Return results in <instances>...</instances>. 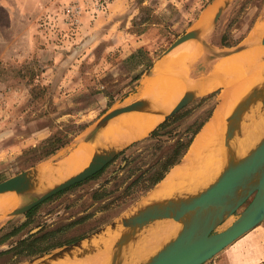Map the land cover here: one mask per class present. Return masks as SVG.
Returning <instances> with one entry per match:
<instances>
[{"label": "rangeland", "instance_id": "1", "mask_svg": "<svg viewBox=\"0 0 264 264\" xmlns=\"http://www.w3.org/2000/svg\"><path fill=\"white\" fill-rule=\"evenodd\" d=\"M44 1L0 0V182L31 167L63 163L108 110L141 96L152 65L178 37L200 25L202 12L215 0H59L50 8L41 7ZM114 1L119 5L111 11ZM70 5L80 6L76 23L66 21ZM24 8L38 17L33 50ZM261 20L264 0H232L202 37L207 42L204 64L210 66L219 56L211 52L213 45L233 50ZM224 34L233 45L223 44ZM199 73L197 68L192 75ZM220 93L194 101L189 115L160 135L133 143L100 174L51 196L30 216L2 214L0 239L27 224L0 243V252L46 232L53 234L41 246L57 244L46 251L56 249L118 218L149 190L150 177L177 141L189 138L188 128L213 113ZM62 133L69 135L70 144L55 154L41 159L43 148L31 150ZM15 197L14 207L34 195ZM33 256L1 253L0 264H24ZM203 264H264V221Z\"/></svg>", "mask_w": 264, "mask_h": 264}, {"label": "water", "instance_id": "2", "mask_svg": "<svg viewBox=\"0 0 264 264\" xmlns=\"http://www.w3.org/2000/svg\"><path fill=\"white\" fill-rule=\"evenodd\" d=\"M231 1L222 0L213 14L212 22L208 21L206 25L200 24L178 37L165 54L152 65L147 75L154 72L156 64L181 44L193 39H199L203 44H207L202 38L203 35L215 25ZM256 44L263 50L261 57L264 60V36L249 38L228 52L220 49L217 54L220 56L232 54ZM261 72L260 79H255L249 89L237 99L228 112L226 124L218 139L212 141V147L222 144L226 151V163L218 175L203 183L202 177L197 174L200 167L198 161L201 158H198V155L193 159L196 161L187 168L185 176H176L168 180L173 169L186 163L188 149L181 161L171 167L163 179L118 218L71 243L37 254L24 264H51L64 258H84L93 255L103 247V241L115 233L117 237L110 245L109 264H126L130 257L131 246L141 241L148 229L166 221L179 222L181 227L139 264H203L260 225L264 221V134L244 155L238 154L234 142L243 138L251 127V108L255 107L258 111L264 112V67ZM227 75H231L229 71L216 73V76ZM197 99L195 90H188L166 113L162 121L173 117ZM156 106L158 105L154 100L141 94L128 103L108 110L85 139L98 142V148L89 164L51 187L40 186L37 189L40 181L39 171L43 165L31 167L1 181L0 194L15 191L20 196L34 195L31 201L25 204L20 202L10 213L25 214L58 192L102 170L136 141L126 146H123V143L103 144L98 140L99 132L112 118L132 110L148 109L165 113V107ZM208 150L209 147L204 152L208 153ZM63 163L55 167H61ZM231 217H234L233 222L219 230Z\"/></svg>", "mask_w": 264, "mask_h": 264}, {"label": "bare ground", "instance_id": "3", "mask_svg": "<svg viewBox=\"0 0 264 264\" xmlns=\"http://www.w3.org/2000/svg\"><path fill=\"white\" fill-rule=\"evenodd\" d=\"M215 7H217V5ZM205 17L207 18L208 16L205 15ZM251 32L252 34H249L250 37L248 36V38L254 39L255 37L260 38L264 36V20L257 21ZM197 51H199V47L193 46L185 50V55L189 58ZM240 52H250V55L245 56L242 53L240 54ZM262 52L263 50L259 47V45H251L247 49L245 48L238 52L232 53L239 54L227 57L228 61L225 60L226 62L219 63L216 65L217 68L225 69L223 71H226V69H228L233 70L231 71L233 73L237 72V78H235L237 80L236 82L234 80V84L229 83L230 86H226L227 88H224L223 92L220 94V103H218L213 116L205 124L202 131L195 138L191 146V150L188 154L189 160H187L186 163H184L183 165L176 167V169L171 172L170 176L168 177V180L171 178H175L176 176H185L187 168L196 161V159L194 161L193 159L196 158L198 155V158H201L198 161V166L200 167L199 172L197 174L202 177L203 183H206L207 180L218 175L223 169L226 163V151L224 146L221 144L217 145V147H212V142L208 140L210 139L212 133L216 130L217 132L213 140H215L219 136L226 124L228 112L231 110L237 99L249 89L253 81H256L255 79H258L261 76V71L264 67V60L262 59L263 57H261ZM171 64L167 62L168 66ZM173 68L176 69L177 67ZM245 75L247 77H245ZM175 90L176 89L174 84L160 80H154L146 83L142 90V95L154 96L153 98L155 104L158 105V107H163L170 102L172 96L174 95L173 92ZM181 98H179V100ZM161 113L162 112L160 111L148 109H136L126 113H122L118 115L115 119H113V121H120H115V123L111 121L113 122V124L110 125L104 131L103 135H105V138L103 139H106L108 137L109 140L111 139L120 143H124L131 141L132 139L143 137L144 135L148 134L153 127L155 128L166 117V115L164 117L161 116V118H158L157 120L158 115ZM250 114L252 116V126L246 131L243 138L238 139L234 142V146L238 150L239 155L246 154L253 146H255V144H257V142H259V140L264 134V112H260L257 110V108L252 107L250 110ZM136 115L141 117H134ZM89 142L91 141L84 140L81 144V147H79V149L74 150L71 155L65 160L63 165H61V167H52L51 165L44 164L39 171L40 181L39 185H37V189L40 186L41 188L51 187V185H54L58 180H61L68 175L78 172L87 164H89L92 159V156H94L93 154H95L98 148L93 146ZM86 147H88L89 150ZM208 147V153H205L204 151ZM202 149L203 154H201ZM5 193H9L13 196H20L15 191ZM10 202L11 199L9 197L1 198L0 208H7ZM14 208L15 207H13V209ZM233 220L234 217L228 219L219 228V230L224 228L225 226H228L231 222H233ZM180 227L181 224L176 221H166L155 224L153 227L147 230L146 234L142 237L141 241L131 246L129 250L130 257L126 264H139L146 257L155 252L167 239L173 236L180 229ZM116 237V233L107 237L103 241V247L93 255L84 258H64L61 260H57L51 264H109L111 256L110 245Z\"/></svg>", "mask_w": 264, "mask_h": 264}, {"label": "crops", "instance_id": "4", "mask_svg": "<svg viewBox=\"0 0 264 264\" xmlns=\"http://www.w3.org/2000/svg\"><path fill=\"white\" fill-rule=\"evenodd\" d=\"M55 1L58 3L59 0H47V3L46 1L45 2V5H41V7H44L48 6L49 4V8H50V5H53L55 4ZM222 2V0H215L212 4H210L209 7H207L201 14L200 16V24L202 25H206L208 23V21L211 19V17L213 16V14L215 13L216 9L218 8V6L220 5V3ZM231 4V2L229 3V5ZM30 5V4H29ZM119 5V2L117 1H114L112 4H111V8L110 10L113 11L115 10V8ZM217 5V7L215 6ZM228 5V6H229ZM39 6V5H38ZM38 6L36 8H38ZM227 6V7H228ZM215 7V8H212ZM226 7V8H227ZM208 9H212V10H208ZM209 11V13H208ZM213 11V12H212ZM23 13H24V21L27 23L28 25V36L31 38V43H32V50L33 48H35V42H36V39H38V33L40 32L39 31V27L37 26V20H38V17L35 15V12L34 10L30 9V8H24L23 10ZM111 13V12H110ZM207 13V14H206ZM205 15H207L208 17L206 18ZM204 16V17H203ZM205 18V19H204ZM206 20V21H205ZM9 21H11V19H9ZM204 36V35H203ZM198 39H193V40H190L189 42H185L183 44H181L176 50H174L171 54L169 53L168 55H166V57H164V59H162L161 61H159L155 68H154V72H152V75L150 77H148L145 81H144V78H142V84H141V94H142V90L144 88V86L146 85V83L150 82V81H154V80H160V81H164V82H169L171 84H174L175 86V90L173 93L174 95L172 96V99L170 100L169 103H167L165 106L166 109H165V113H161L158 115L157 117V120L158 118H161V116H165L167 112H169L174 106L175 104L178 102L179 98H181L188 90H195V92L197 93V96H198V99L200 100L202 97L208 95V94H211L213 92H216L218 91L219 89H221V93L223 92L224 88H227L226 86H230V84H232L235 80V78H237V72L236 73H233L231 71L233 70H228L226 69V72H230L231 75H227V76H216V73L219 72V71H223L225 69H220V68H217V64L219 63H223V62H226L225 60L228 61V58L227 57H231L233 55H237V54H230V55H224V56H217L218 58L212 62L210 64V66H206L204 63H208L207 60H208V57L206 59V48H205V45L202 43H200V41H197ZM193 46H198L199 47V51H197L196 53H194L191 57H187L185 55V50L187 48H190V47H193ZM43 48L42 50H46V48L44 47H41ZM40 48V49H41ZM249 48V47H247ZM246 48V49H247ZM211 52H213V54H217L219 52V50L221 49L219 47V45H213L211 48ZM16 51V50H15ZM16 52H19V51H16ZM244 54L245 56H248L250 55V52H240V54ZM183 54V55H181ZM174 55V56H173ZM179 55V56H178ZM172 57V58H171ZM185 58V59H184ZM184 59V61H183ZM181 62H179V61ZM222 61V62H221ZM167 62L168 63H172L171 65H167ZM175 62V63H173ZM178 62V63H177ZM173 67H177L176 69L173 68ZM182 68V69H181ZM200 69V73L197 74V75H192L193 71L195 69ZM204 68V69H203ZM215 69V70H214ZM217 70V71H216ZM228 70V71H227ZM248 70V68H247ZM235 72V71H234ZM214 73V74H213ZM247 74V73H246ZM232 76V77H231ZM245 77H247L245 75ZM166 78V79H165ZM233 80V81H231ZM234 82V83H235ZM230 83V84H229ZM233 83V84H234ZM229 84V85H228ZM207 87V88H206ZM205 88V89H204ZM220 93V94H221ZM146 96V95H145ZM154 96H151V95H148V98L154 100L153 98ZM197 99V100H198ZM219 99H220V96H219ZM196 101V100H195ZM194 102V101H193ZM192 102V103H193ZM218 103H220V101L218 100ZM218 103L216 104V107L218 105ZM190 105V104H189ZM158 107V106H157ZM161 107V106H159ZM158 107V108H159ZM216 107L213 109V113L212 115L214 114L215 112V109ZM139 112H145V111H139ZM139 114V113H138ZM143 115V114H142ZM211 115V117H212ZM117 117V116H116ZM116 117L112 118L109 123L111 121H113V119H115ZM134 117H141V116H134ZM210 117V118H211ZM209 118V120H210ZM120 119V118H119ZM208 120V121H209ZM116 122L120 121V120H115ZM115 121H113L115 123ZM207 121V122H208ZM113 122H111L110 124L108 123L106 125V127H104L100 132H99V139L98 140H101V142H103V144H116V143H120L118 141H115V140H109V138L107 137L106 139H103L105 138V135L104 134V131L110 126L113 124ZM206 122V123H207ZM205 123V124H206ZM205 124L203 125V127L205 126ZM203 127L201 128V130L197 133V135L195 136V138L198 136V134L202 131ZM153 130V129H152ZM151 130V131H152ZM150 131V132H151ZM150 132L146 135H144L143 137H140V138H137V139H132L131 141H128V142H124L123 143V146H126V145H129L131 144L132 142H137V140H141L143 138H146L147 136L150 135ZM217 130L215 132L212 133L210 139L208 141L212 142L213 141V138L216 134ZM104 136V137H103ZM194 138V140H195ZM109 140V141H108ZM193 140V142H194ZM81 141H77L75 143V145L73 146V149L69 152V154L67 156H65V158H63V160L67 159L71 153L75 150V148L78 146V144L80 143ZM91 143L93 146L95 147H98V142H94V141H91L89 142ZM193 144V143H192ZM191 144V146H192ZM191 146L189 147V152L191 150ZM88 150L89 148L86 147ZM96 149V148H95ZM95 152V151H94ZM188 152V154H189ZM187 154V160H189L188 158V155ZM94 155V154H93ZM93 157V156H92ZM62 160V161H63ZM179 167V166H178ZM176 169V168H175ZM174 170V169H173ZM170 176V175H169ZM199 180V179H197ZM9 193H4V194H0V199L3 198V197H13L14 200H11L9 206L7 208H0V217L4 216L5 214H8L10 213L12 210H13V207L15 206L16 202H17V198L13 195H11ZM11 199V198H10ZM12 201L13 204H12ZM17 207V206H16ZM15 207V208H16ZM14 208V209H15ZM3 214V215H2ZM2 215V216H1Z\"/></svg>", "mask_w": 264, "mask_h": 264}, {"label": "trees", "instance_id": "5", "mask_svg": "<svg viewBox=\"0 0 264 264\" xmlns=\"http://www.w3.org/2000/svg\"><path fill=\"white\" fill-rule=\"evenodd\" d=\"M227 39H228V35L224 34L222 36L223 44L226 45V46L233 45V43L228 42ZM140 77H141V75L136 76V80L140 79ZM216 93H217V91L202 97L200 99V102H202L204 99H206V98H208L210 96L215 95ZM191 112H192V109L191 108L189 109L188 106L186 108H183L181 111H179L173 117L162 121L156 128H154L150 132V135L147 136V138L148 137H155V136L160 135V132L162 130H164L165 128L169 127L170 125H172L174 122L180 120L181 118L189 115ZM211 115H212V112L204 120L199 122L196 127H193V125H191L188 128V131L191 132L189 138L187 140H184L183 138H181V139H179L177 141V143H176L171 155H169V157L166 158V160L162 163L161 167L157 170V172H155V174H153L150 177V186L148 187V189H150L156 183H158L161 179H163L165 177L166 173L171 169V167H173L175 164H177V163H179L181 161V159L183 158V156L186 154V152L188 151L189 147L193 143V140H194L195 136L201 130L203 125L209 120ZM69 144H70V138H69V135L67 133L53 134V135L49 136L48 138H46L40 146L34 147L31 150L33 152H35V151H38L39 149L43 148L44 150H43L42 155H41V159H43V158H47V157L55 154L58 150H60L61 148L65 147V146H67ZM122 153H124V150L121 153H119L116 156V158L119 155H121ZM116 158H114L112 161H114ZM107 166H105V168ZM105 168H103L102 170H100L99 172L94 174L92 177L97 176L98 174H100ZM97 197H99V196H97ZM35 209H36V207H34L33 209L29 210L28 212H26V215L30 216ZM26 224H27V222L22 224L21 226L13 229L8 234H6L2 239H0V243L4 242L9 237L15 235ZM51 234H53V232L52 233L51 232H46V233L40 234V235L39 234H37V235L35 234V235H32V236H30L28 238H24V239L20 240L15 246H13L10 249H7V250H5L3 252H0V254L1 253H6V252H14L15 255L33 256V255H36L38 253L44 252L47 249H49L51 247H55L57 245V244H54V245L51 244V245L44 246V247L41 246V242H42L43 238L51 236Z\"/></svg>", "mask_w": 264, "mask_h": 264}, {"label": "built area", "instance_id": "6", "mask_svg": "<svg viewBox=\"0 0 264 264\" xmlns=\"http://www.w3.org/2000/svg\"><path fill=\"white\" fill-rule=\"evenodd\" d=\"M80 13V6L70 5L67 9V22L76 23L78 21V14Z\"/></svg>", "mask_w": 264, "mask_h": 264}]
</instances>
